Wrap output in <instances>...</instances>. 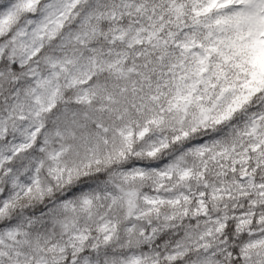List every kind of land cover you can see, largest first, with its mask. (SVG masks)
<instances>
[{"label": "snow or ice", "instance_id": "1", "mask_svg": "<svg viewBox=\"0 0 264 264\" xmlns=\"http://www.w3.org/2000/svg\"><path fill=\"white\" fill-rule=\"evenodd\" d=\"M0 264H264V0H0Z\"/></svg>", "mask_w": 264, "mask_h": 264}]
</instances>
